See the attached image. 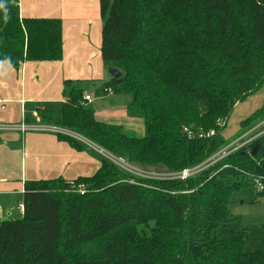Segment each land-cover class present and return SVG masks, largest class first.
Segmentation results:
<instances>
[{
	"label": "trees",
	"instance_id": "1",
	"mask_svg": "<svg viewBox=\"0 0 264 264\" xmlns=\"http://www.w3.org/2000/svg\"><path fill=\"white\" fill-rule=\"evenodd\" d=\"M99 14L101 61L121 77L97 93L127 95L144 136L96 119L70 81L56 125L130 164L173 172L226 146L234 106L264 88V0H99ZM62 55L61 20L20 18L18 0H0V63L18 70ZM263 120L264 101L240 127ZM99 163L71 182H24L21 219L0 220V264H264V238L247 253L246 232L227 229L234 191L259 179L264 197V134L183 181H140Z\"/></svg>",
	"mask_w": 264,
	"mask_h": 264
},
{
	"label": "crops",
	"instance_id": "2",
	"mask_svg": "<svg viewBox=\"0 0 264 264\" xmlns=\"http://www.w3.org/2000/svg\"><path fill=\"white\" fill-rule=\"evenodd\" d=\"M18 8L20 18L61 20L63 55L58 62H25L18 70L7 62L0 63L1 125L19 126L24 123L27 126H57L66 101L63 91L67 81L81 89L83 97L90 96V102H85L87 108L94 103L90 92L100 102L107 100L106 106L93 108L96 110L93 111L95 116L97 112L101 115L105 110H116L115 104L125 105L122 95L97 93L112 79L100 56L102 20L99 0H18ZM112 97L117 101L111 104L108 100ZM250 104L255 107V103ZM52 105H57L60 110L55 120ZM252 109L238 114L232 125L242 122L240 118L250 114ZM4 132L0 130V133ZM0 136L16 146L21 155L19 171L9 170L15 176L16 183H0V195L11 194L17 188L18 191L14 192L21 193L23 197V184L26 181L62 178L71 182L79 177L92 176L100 167V163L94 164L85 152L74 150L51 133L6 131Z\"/></svg>",
	"mask_w": 264,
	"mask_h": 264
},
{
	"label": "rangeland",
	"instance_id": "3",
	"mask_svg": "<svg viewBox=\"0 0 264 264\" xmlns=\"http://www.w3.org/2000/svg\"><path fill=\"white\" fill-rule=\"evenodd\" d=\"M90 94L93 97L94 103L89 105L87 104L89 109H93L96 107L98 108L101 105H107V100L106 102H100L98 101V99L95 98V96L92 95L91 92ZM122 99L125 100V105L127 106V103L128 101H130V98L127 95H124ZM108 101H110V103L112 104L117 101V98L112 97ZM263 101L264 88L246 97L244 102L239 103L241 105L235 111V107L239 104H236L234 106L230 117L223 124L224 130L222 131V134L226 139L227 144L216 154L212 155L202 163L206 165L205 168L213 167L218 163H221L231 152L245 146L251 140L264 134V120L258 123L257 125L247 128L245 130L243 127H240L241 121L235 126L232 125V123L237 120L236 117H238V114H243L253 108L250 112V114H252L259 108V104L260 106H262ZM250 103H255V107L254 104L251 105ZM125 105L122 106L120 104H115L114 106L117 107L116 110H105V112L100 111L102 112V114L100 115L97 112L95 117L99 121L120 125L123 131L130 137H143L145 130L142 120L138 118L128 117L126 114ZM52 109L54 111L53 116L55 120L56 118H58L60 110L57 105H52ZM93 111L96 110L93 109ZM250 114H247L246 116L240 119L244 120ZM59 127L66 129L61 126ZM69 131L76 134L71 130ZM0 134H6V131ZM0 139V177L3 178L2 180H0V183H3L4 181H8V183H16L15 176L11 175L9 173V170L15 169V171H19L21 166L20 150L17 151L16 146H13L10 141H6L5 137L2 136ZM87 147L89 148V150L84 152L89 157V159L94 162V164L98 165L100 158H105L109 162L114 163L116 166H118L123 172H126L128 175H131L134 179L140 181H161L165 180V178H167L168 175H170L171 173H174L173 171H169L161 166L146 167L141 165L130 164L122 158H117L115 156L107 154V152H105L98 146V148L92 145ZM223 150L225 151L218 155ZM100 152L106 157L101 155ZM215 156L217 157L214 158ZM12 191L13 192L11 194L0 195V220L2 221L21 219L19 203H22V195L19 192H14L18 191L17 188H14ZM257 192L258 188L256 185L250 186L248 188H243L240 191H234L231 195V201L229 205V211L232 217V221L228 224L227 229L246 232L247 253H251L259 249L260 240L264 238V197L258 196ZM9 213H11L10 216ZM88 249L89 248L87 247H82L79 250L85 252Z\"/></svg>",
	"mask_w": 264,
	"mask_h": 264
},
{
	"label": "built area",
	"instance_id": "4",
	"mask_svg": "<svg viewBox=\"0 0 264 264\" xmlns=\"http://www.w3.org/2000/svg\"><path fill=\"white\" fill-rule=\"evenodd\" d=\"M105 92H107L108 94L111 93L112 91L110 89H106ZM83 100L85 102H90L91 98L90 96H84ZM0 130L3 131H18L20 133H25V132H46V133H51L54 135H64V136H68L71 137L87 146H95L97 147L95 144L91 143L90 141H88L87 139L83 138L82 136L78 135V134H74L72 132H70L69 130L60 128L59 126H55V125H39V126H27L24 123L20 124L19 126H12V125H1L0 124ZM188 136H191L192 133L190 131H188L187 129L184 130ZM203 135H205L206 137H211L214 135V132H208L206 134H199V137H202ZM98 148V147H97ZM225 150L221 151L218 155H220L222 152H224ZM101 153V152H100ZM108 154V153H107ZM101 155H103L101 153ZM217 155V156H218ZM104 156V155H103ZM217 156H215L214 158H216ZM106 157V156H104ZM206 167L205 164H202L200 166H197L195 168H191V169H184L180 172H174L171 173L170 175H168L167 178H165V180H186L191 176L196 175L199 171H202L204 168ZM257 186L258 188V192H261L263 190V185L261 184V182L259 181V179H255L254 180V186ZM78 192L80 194H83L84 188L83 186H79L78 188ZM19 210L22 213L24 210L23 204H19Z\"/></svg>",
	"mask_w": 264,
	"mask_h": 264
},
{
	"label": "water",
	"instance_id": "5",
	"mask_svg": "<svg viewBox=\"0 0 264 264\" xmlns=\"http://www.w3.org/2000/svg\"><path fill=\"white\" fill-rule=\"evenodd\" d=\"M108 74L112 79H119L121 77V72L115 68H108Z\"/></svg>",
	"mask_w": 264,
	"mask_h": 264
}]
</instances>
